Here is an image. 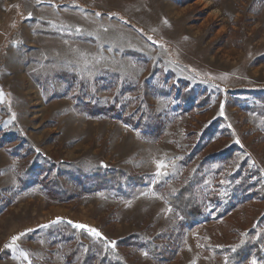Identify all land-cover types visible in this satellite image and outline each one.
<instances>
[{
  "label": "rangeland",
  "instance_id": "obj_1",
  "mask_svg": "<svg viewBox=\"0 0 264 264\" xmlns=\"http://www.w3.org/2000/svg\"><path fill=\"white\" fill-rule=\"evenodd\" d=\"M260 90L264 0H0V264H64L48 233L61 223L87 235L76 241L90 236L115 249L140 233L173 245L172 259L159 264H231L214 250L256 229L263 236L264 203L190 227L155 186L175 192L209 157L201 201L220 193L225 206V176L237 165L213 157L234 145L264 182ZM82 101L148 110L162 137L146 142L116 119L90 117ZM200 140L208 141L192 159ZM44 166L63 170L76 193L65 170L119 169L144 185L128 200L93 193L51 202L32 183ZM120 252L128 264H157L143 251Z\"/></svg>",
  "mask_w": 264,
  "mask_h": 264
},
{
  "label": "trees",
  "instance_id": "obj_2",
  "mask_svg": "<svg viewBox=\"0 0 264 264\" xmlns=\"http://www.w3.org/2000/svg\"><path fill=\"white\" fill-rule=\"evenodd\" d=\"M188 91V90H186ZM264 90L257 91L256 100L262 106H257L259 112L264 111ZM185 98L194 102L193 94L186 93ZM186 100V99H185ZM194 104V103H193ZM119 102L109 107H96L82 101L80 108L82 112L93 118L106 116L122 122L130 130L141 134L146 142L156 141L162 137L163 126L158 123V117L151 115L148 110L138 113L128 114L126 111L118 110ZM261 116L263 114L261 113ZM209 133L207 130L205 134ZM202 136V138L205 137ZM208 140H200L198 146L192 152L190 158L194 159L201 155L204 148L199 145ZM1 145V144H0ZM2 146V145H1ZM240 153L239 146H232L223 153L213 158L223 166H233L237 168L225 176L229 188L223 192L228 195V204L222 205L224 196L215 193L207 198V202H202L200 197V187L205 178L201 175L203 166L210 161L207 157L190 177L182 180L181 187L175 192H169L162 184L156 185L158 193H162L164 201L178 214L188 226L199 225L208 222H217L226 219L233 211L239 210L248 204L259 202L264 203V182L261 172L251 167L246 160L238 161ZM52 169L44 166L43 173L32 176V183L41 186V194L51 202L66 203L80 196L93 193H106L118 199H131L139 188L144 185L141 177L131 176L127 172L119 169L99 168L92 172L83 170H65L66 176L75 184L79 185V192L69 191L64 185L59 170L56 174ZM36 171L30 170V174ZM24 182L23 176L21 177ZM263 230V236L256 232H251L246 240L222 249L216 248L214 252L224 257L231 264H245L251 260H256L264 264V217L260 220L259 226ZM53 236L55 243L53 247L59 248V254L63 258L64 264H128L120 249H134L143 251L149 255L157 264L168 262L172 259L170 250L173 245L161 244L160 240H151L146 234H135L119 243L118 248H112L103 239L93 240L90 236L88 240L80 239L76 241V236H87L79 233L67 223L56 225L48 231ZM259 235V236H258ZM252 237V238H251ZM251 238V239H250ZM88 242L89 244H87Z\"/></svg>",
  "mask_w": 264,
  "mask_h": 264
},
{
  "label": "snow or ice",
  "instance_id": "obj_3",
  "mask_svg": "<svg viewBox=\"0 0 264 264\" xmlns=\"http://www.w3.org/2000/svg\"><path fill=\"white\" fill-rule=\"evenodd\" d=\"M165 22H166V21H165ZM237 143H239V141H237ZM158 167H159V168H162V167H164V165L160 164V165H158ZM75 227H77V228H86L89 232H91V233H93V234H95V235H97V236H100V235H101V234L99 233V231H97V230L94 229V228H90V227H88V226H86V225L76 224ZM21 235H23V234H21ZM18 239H20L19 236H14V237H12V243L15 244V242H16ZM8 246H11V245H8ZM145 255H146V253H145ZM251 264H257V262H256L255 260H252V261H251Z\"/></svg>",
  "mask_w": 264,
  "mask_h": 264
}]
</instances>
